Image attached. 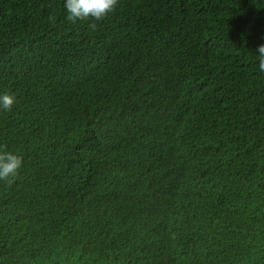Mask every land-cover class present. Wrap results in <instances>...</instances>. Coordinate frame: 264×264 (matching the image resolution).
Listing matches in <instances>:
<instances>
[{
  "label": "trees",
  "instance_id": "trees-1",
  "mask_svg": "<svg viewBox=\"0 0 264 264\" xmlns=\"http://www.w3.org/2000/svg\"><path fill=\"white\" fill-rule=\"evenodd\" d=\"M64 2L0 0V264H264V0Z\"/></svg>",
  "mask_w": 264,
  "mask_h": 264
},
{
  "label": "clouds",
  "instance_id": "clouds-1",
  "mask_svg": "<svg viewBox=\"0 0 264 264\" xmlns=\"http://www.w3.org/2000/svg\"><path fill=\"white\" fill-rule=\"evenodd\" d=\"M118 0H65L66 19L73 23L89 21L88 27L95 30L97 23L103 21L116 10ZM258 70L264 73V43L258 45ZM16 103V97L9 92L0 93V111H11ZM23 166V157L0 146V180L11 184L18 178ZM195 208V206H194Z\"/></svg>",
  "mask_w": 264,
  "mask_h": 264
},
{
  "label": "rangeland",
  "instance_id": "rangeland-1",
  "mask_svg": "<svg viewBox=\"0 0 264 264\" xmlns=\"http://www.w3.org/2000/svg\"><path fill=\"white\" fill-rule=\"evenodd\" d=\"M52 70H54V71L56 72V71H57V67L54 66V67L52 68Z\"/></svg>",
  "mask_w": 264,
  "mask_h": 264
}]
</instances>
